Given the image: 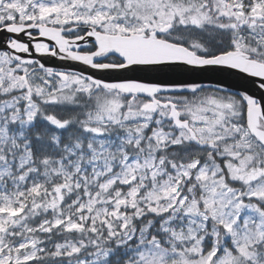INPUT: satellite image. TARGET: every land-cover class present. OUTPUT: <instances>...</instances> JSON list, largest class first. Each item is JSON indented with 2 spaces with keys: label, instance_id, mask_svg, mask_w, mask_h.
<instances>
[{
  "label": "snow or ice",
  "instance_id": "6c2138e0",
  "mask_svg": "<svg viewBox=\"0 0 264 264\" xmlns=\"http://www.w3.org/2000/svg\"><path fill=\"white\" fill-rule=\"evenodd\" d=\"M0 264H264V0H0Z\"/></svg>",
  "mask_w": 264,
  "mask_h": 264
}]
</instances>
